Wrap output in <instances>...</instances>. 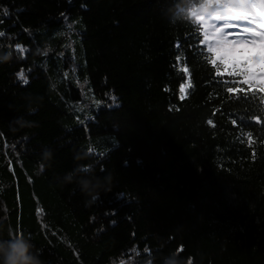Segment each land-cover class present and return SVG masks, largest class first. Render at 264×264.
Here are the masks:
<instances>
[{"label": "trees", "instance_id": "obj_1", "mask_svg": "<svg viewBox=\"0 0 264 264\" xmlns=\"http://www.w3.org/2000/svg\"><path fill=\"white\" fill-rule=\"evenodd\" d=\"M192 4L0 0V78L26 106L0 130V246L20 239L41 264H165L181 247L192 264H264V91L215 76ZM33 85L44 109L21 98Z\"/></svg>", "mask_w": 264, "mask_h": 264}, {"label": "snow or ice", "instance_id": "obj_2", "mask_svg": "<svg viewBox=\"0 0 264 264\" xmlns=\"http://www.w3.org/2000/svg\"><path fill=\"white\" fill-rule=\"evenodd\" d=\"M69 5H71L72 0H68ZM256 3L264 4V0H200V6L199 11L197 12L196 9H191L188 7L187 9H181V11H187L189 16L195 15L197 20H208L211 21L212 24L217 28H225L229 29L228 35H233L234 32L232 29H240L242 28L243 31L247 33H252V35H248L243 37V39L240 42L236 41H229L227 45H222L214 50V54L211 59L207 60V63L213 67L214 74L217 78L221 77L225 73L228 75H242L244 77L243 83L246 85H251L253 83H259L261 87V91H264V38L257 41L255 39L256 36H262L264 35V31L257 32L253 28L250 27V21L245 22V20L240 19L233 22L232 18L236 14L240 13L243 14L245 17L249 14L247 8H233L230 7L231 5H238V6H246V5H254ZM223 5L221 8H214L210 9L208 6L210 5ZM206 6V7H205ZM82 8H86V5H81ZM207 9V11H206ZM4 14L7 16L8 10L5 8ZM61 16L67 20L68 19V13H61ZM2 22V21H0ZM259 29L264 30V24H261L258 26ZM27 31V29H25ZM5 35V33L0 32V36ZM197 39H199V36H197ZM204 44V40H199L200 47V54L205 55V49L202 47ZM175 47L177 49L181 48L180 41L177 40ZM191 47V45H190ZM16 51H18L23 58V56L27 53L28 49L24 48L23 46L17 44L15 45ZM207 51H213V49L209 48ZM45 55H47L45 53ZM183 60V53L176 56V65H180ZM217 61L221 65H223V73H221L219 70H216ZM178 71H180L179 68H177ZM183 73H184V81L180 83L179 90L181 93L185 92V84L188 83V75H189V68L187 64L183 67ZM18 77L27 84V78L23 71L19 72ZM65 76H67V73H65ZM259 77V79H257ZM222 83H228L227 81H221ZM169 89H165V91H168ZM190 91V89H189ZM226 91L228 93H234L237 91L235 87H227ZM243 91V90H241ZM186 97L184 95H181L180 99L183 100ZM245 99H248L247 96L244 97ZM110 99L113 101V104L110 105V107H116L118 106L115 101L117 98L115 95H111ZM97 104V110L102 106L101 101H96ZM253 120L259 121L258 117H253ZM234 125H236L237 121H232ZM261 123H264V121H259ZM209 125H213V121L209 119L207 121ZM214 126V125H213ZM249 147H251V143L249 144ZM90 152H93L92 149H89ZM98 155H104L103 153ZM255 156V152L253 151V157ZM84 171H88L87 169H84ZM15 234V233H14ZM22 234V233H21ZM183 251V248L181 247L178 252ZM119 264H125V261L123 259L120 260ZM189 264H192L191 259H189Z\"/></svg>", "mask_w": 264, "mask_h": 264}, {"label": "rangeland", "instance_id": "obj_3", "mask_svg": "<svg viewBox=\"0 0 264 264\" xmlns=\"http://www.w3.org/2000/svg\"><path fill=\"white\" fill-rule=\"evenodd\" d=\"M208 7L210 9H214V8H221L223 7V5L222 4L210 5ZM230 7L247 8L249 13L246 17L240 13L236 14L232 18L233 22L240 19L245 20V22L250 21L251 28H253L257 32L264 31L258 28L259 25L264 24V6H262L261 3H256L254 5H246V6L231 5ZM202 22L204 23L203 25L205 28L204 31L205 44L209 48L213 49V52L216 48L222 45L226 46L229 41L240 42L243 39V37L252 35V33H247L243 31L242 28H240V29H232L234 34L230 36L227 34L229 29H225V28L217 29L212 24V22L208 20L202 19ZM262 38H264V35L255 37L257 41H259ZM257 79H259V77ZM21 98L29 99L35 101L36 103L39 102L40 103L39 107L41 109L45 108L42 104V101L39 100L38 88L35 85H33L32 89L29 92L25 93ZM18 102L19 101L17 100V97L13 96L5 89L2 80L0 78V130L6 127L11 128L17 126V124H15V119L21 118V111L26 107V106L24 107L19 106Z\"/></svg>", "mask_w": 264, "mask_h": 264}, {"label": "clouds", "instance_id": "obj_4", "mask_svg": "<svg viewBox=\"0 0 264 264\" xmlns=\"http://www.w3.org/2000/svg\"><path fill=\"white\" fill-rule=\"evenodd\" d=\"M199 6L192 4L189 7L194 10ZM176 257L178 252H173L165 259V264H189V261L174 259ZM0 258H2V264H41L38 258L29 254L28 246L20 239L10 242L7 248L0 246Z\"/></svg>", "mask_w": 264, "mask_h": 264}]
</instances>
